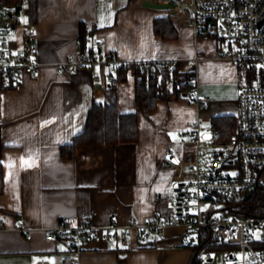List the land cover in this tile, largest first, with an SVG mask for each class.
Wrapping results in <instances>:
<instances>
[{"label": "crops", "instance_id": "obj_1", "mask_svg": "<svg viewBox=\"0 0 264 264\" xmlns=\"http://www.w3.org/2000/svg\"><path fill=\"white\" fill-rule=\"evenodd\" d=\"M145 1L35 0L20 12V27L11 33V43L21 49L30 34L36 37L39 50L33 59L41 65V77L28 75L13 84L0 77V264H57L55 255L64 245L46 241L41 230L57 226L63 217L106 227L127 226L134 216L145 223L156 215H171L178 172L164 167L168 149L178 153L176 165L194 148L192 124L202 125L204 116L212 123L217 116L235 115L242 89L237 66L212 60V44L201 41L197 46L187 19L180 26L171 12L147 8ZM184 6L189 14V0ZM164 17L179 30L176 40L156 34L154 23ZM85 53L121 64L59 68L71 55ZM196 55L204 57L197 67L190 62ZM157 59H179L182 73L196 72L200 95L211 98L210 106L199 111L173 95L154 113L138 111L137 143L79 147L75 159H63L60 146L82 133L90 108L105 101L111 84H117L121 112L137 111L134 68L125 82L117 83V67ZM218 101L221 105L214 107ZM226 103L232 104L231 113L221 112ZM172 135L179 139L173 141ZM19 221L35 229L32 240L19 232ZM193 232L196 236L198 231ZM137 237L133 232L129 245L92 243L80 264H192L193 252L183 246V228L152 235L146 247L137 244ZM218 249L212 248L214 253ZM223 262L230 264L224 257Z\"/></svg>", "mask_w": 264, "mask_h": 264}, {"label": "built area", "instance_id": "obj_2", "mask_svg": "<svg viewBox=\"0 0 264 264\" xmlns=\"http://www.w3.org/2000/svg\"><path fill=\"white\" fill-rule=\"evenodd\" d=\"M35 0H0V77L5 83L22 81L24 76L40 78L41 65L36 62V37L28 36L21 49L12 46V32L20 27V12ZM153 3L172 4L173 19L180 26L187 19L200 42L215 47L212 60L231 62L240 76H247L240 90L235 109L236 130L223 138L220 128L202 127L200 122L191 125L193 150L185 160L174 162L178 153L169 148L164 167L177 168L178 187L171 215H156L145 223L136 216L127 226L112 223L101 227L93 221L63 217L59 224L41 230L46 241L62 242L64 251L55 255L57 264H80L81 256L92 243L112 242L129 245L133 232H138L137 244L150 246L152 235L164 234L167 228H183L187 239L183 246L195 252L196 264H214L213 246L230 264H264V218L236 217L228 213L230 204L242 200L264 177V0H189V14L184 6L187 0H156ZM102 47V43H99ZM204 57L196 55L191 63L197 67ZM100 63L121 64L117 60L102 61L85 53L73 54L59 68L86 69ZM127 64V63H123ZM142 64L162 67L183 85H188L185 99L199 111L207 109L212 100L201 96L197 73L186 81L179 59L131 62L133 68ZM253 75V83L248 76ZM116 82V81H115ZM114 82V83H115ZM177 97V93L173 94ZM19 232L33 239L35 229L23 221ZM193 230L197 235L193 236ZM204 236L203 244L197 239ZM39 264H50L45 261Z\"/></svg>", "mask_w": 264, "mask_h": 264}, {"label": "trees", "instance_id": "obj_3", "mask_svg": "<svg viewBox=\"0 0 264 264\" xmlns=\"http://www.w3.org/2000/svg\"><path fill=\"white\" fill-rule=\"evenodd\" d=\"M155 32L164 40H176L179 37V30L175 27L169 17L156 19L154 23ZM131 65L117 67V83L127 80ZM136 77L135 101L137 111L123 113L119 107V92L117 84L107 87L104 102L94 103L88 114V121L85 129L74 137L71 143L61 145V157L65 160L75 159L79 147L89 146H117L132 145L140 139V125L138 111L143 114H151L159 109L161 103L169 102L173 94L177 98L186 100L184 93L188 85L178 82L173 76H169L162 67L154 64H142L134 67ZM264 74V72H263ZM195 76L194 72H187L179 75V80L188 81ZM248 80L253 83L254 76L249 75ZM264 83V78L261 80ZM12 84V82H10ZM212 127L221 130L223 138H228L235 130V117L217 116L212 119ZM3 166L0 164V195L4 192ZM228 213L236 217H260L264 218V181L258 184L240 201L230 204ZM204 236L198 238V243L203 244ZM218 249L219 247L213 246ZM192 264H196L195 252H193Z\"/></svg>", "mask_w": 264, "mask_h": 264}, {"label": "rangeland", "instance_id": "obj_4", "mask_svg": "<svg viewBox=\"0 0 264 264\" xmlns=\"http://www.w3.org/2000/svg\"><path fill=\"white\" fill-rule=\"evenodd\" d=\"M215 68V67H214ZM219 69V68H218ZM205 78H206V76H205ZM205 78H203V82H206V80L207 79H205ZM217 79H218V81L221 83L223 80H222V77H221V74H220V76H217ZM247 81V76L246 75H244L243 77H241V85H242V87L245 85V83L244 82H246ZM211 83H212V81H211ZM213 83H216V76H214L213 77ZM212 83V84H213ZM230 93H228V94H224L223 95V97H224V99H226V97H227V95H229ZM217 100H219V99H217ZM227 100H228V98H227ZM218 104L217 105H215L214 107H217V106H220L221 104H219V101L217 102ZM222 108H221V112H226V113H231L232 111H233V106H232V104L230 105V104H228V103H226V104H223L222 106H221ZM220 107H218V109H219ZM223 110V111H222ZM204 116V115H203ZM203 118V121H202V127H207L208 128V126H210L211 125V122H210V119H208L207 117H202ZM179 138H178V136H174V135H172V140L173 141H176V140H178ZM213 257H214V264H224V262H223V257L222 256H220V254L219 253H214V255H213Z\"/></svg>", "mask_w": 264, "mask_h": 264}, {"label": "water", "instance_id": "obj_5", "mask_svg": "<svg viewBox=\"0 0 264 264\" xmlns=\"http://www.w3.org/2000/svg\"><path fill=\"white\" fill-rule=\"evenodd\" d=\"M143 6L147 7V8H151V9H158V10H165V11H170L173 9V5L172 4H163V3H153L149 0H146L143 3Z\"/></svg>", "mask_w": 264, "mask_h": 264}]
</instances>
